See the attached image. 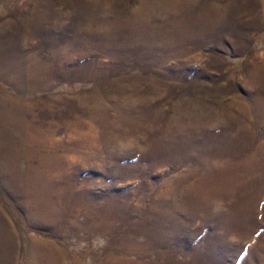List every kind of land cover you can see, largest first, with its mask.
Wrapping results in <instances>:
<instances>
[{"label": "rangeland", "instance_id": "1", "mask_svg": "<svg viewBox=\"0 0 264 264\" xmlns=\"http://www.w3.org/2000/svg\"><path fill=\"white\" fill-rule=\"evenodd\" d=\"M0 264H264V0H0Z\"/></svg>", "mask_w": 264, "mask_h": 264}]
</instances>
